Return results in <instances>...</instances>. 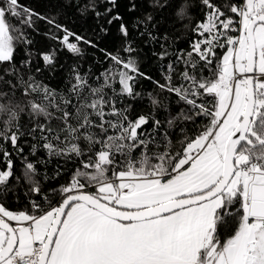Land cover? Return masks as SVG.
I'll return each instance as SVG.
<instances>
[{
    "label": "snow or ice",
    "instance_id": "6c2138e0",
    "mask_svg": "<svg viewBox=\"0 0 264 264\" xmlns=\"http://www.w3.org/2000/svg\"><path fill=\"white\" fill-rule=\"evenodd\" d=\"M106 2L115 7L117 0ZM201 3L207 11L194 29L200 39L186 57H177L185 66L180 83H172L173 64L167 66L166 83L156 82L191 106L195 116L209 119L198 135L186 138L181 151L173 154L167 142L164 150L151 152L155 133L144 131L149 118L132 120L127 109L116 107L119 96L138 95V77L152 79L132 58L125 61L100 49L114 68L96 87L86 74L74 71L70 92L76 99L62 98L63 108L53 104L54 90L23 81L25 95L41 93L45 101H31V113L64 125L57 130L37 124L28 135L39 132L40 147L50 157H79L81 167L67 185L52 190L60 199L55 206L48 201L47 210L35 201L30 211H13L0 202V264H264V0H237L224 9L214 0ZM135 9L132 3L129 10ZM105 11L111 14L113 8ZM177 14L183 16L184 8ZM9 17L33 30L35 20H41L63 31L62 37L50 38L72 54H82L81 42L98 47L20 0H0V62L14 60L16 42L31 44ZM113 21L123 17L117 13L108 23ZM119 30L125 37L129 34L123 22ZM220 49L224 51L218 54ZM124 51L131 54L135 49L129 45ZM41 56L46 65L54 63V52ZM85 89L93 97L90 102L80 99ZM206 98L213 101L210 106ZM151 102L158 104L155 98ZM0 112L8 113L7 124L18 116L14 107L4 104ZM152 123L155 130L161 127L159 120ZM8 132L0 133V141L23 152L18 143L22 134L10 128ZM79 140L86 142V160ZM36 148L33 145V152ZM2 155L11 154L3 149ZM6 165L0 169L3 187L13 176L10 158ZM26 169L31 191L40 194L39 184L32 181L35 165L28 162ZM236 204L238 228L222 242L219 229L233 216Z\"/></svg>",
    "mask_w": 264,
    "mask_h": 264
},
{
    "label": "trees",
    "instance_id": "16d2710c",
    "mask_svg": "<svg viewBox=\"0 0 264 264\" xmlns=\"http://www.w3.org/2000/svg\"><path fill=\"white\" fill-rule=\"evenodd\" d=\"M214 2L224 9L237 0H214ZM20 3L44 16L55 18L57 23L84 37L85 40L93 41L98 47L81 42L78 46L82 54H72L57 39L50 38L62 37L63 31L35 18H33L35 20L33 30L23 27L19 20L9 17V23L22 28L31 40V44L16 42L14 60L0 62V104L12 106L18 112L17 119L10 124H7L8 113L0 112V133L10 135L8 128L11 132L19 131L22 134L18 142L19 148L23 149V152H20L10 143L0 141V169L6 168L8 158L13 161L12 178L6 187L0 186V202L8 209L30 211L33 201L40 204L44 210L50 206L48 201L55 206L60 197L53 196L52 190L67 185L75 171L81 167L79 157H50L47 151L40 147L42 141L39 140V132L28 135L37 124H47L57 130L64 125L61 120H48L43 115L37 116L31 113L29 107L31 101L39 103L45 101L41 93L25 95L23 81H34L54 90L56 96L53 104H60L63 108L62 98H72L74 102L76 99L70 92L75 83L74 71L82 75L86 74L88 83L96 87L103 83L104 73L114 68V62L106 57L105 52L100 51L104 49L107 53L118 55L125 61L129 58L134 59L140 71L152 78L149 80L138 77L134 85V91L138 95L119 96L116 105L118 108L127 109V114L132 120L140 115L149 118L144 131L155 133V143L151 146V152L164 150L167 142H170L169 150L173 154L181 151L186 138L195 137L209 124L208 118L195 116V110L191 106L179 100L175 94L162 91L156 83L157 81L159 84L166 83L165 76L169 64H173L175 68L172 83H180V73L184 71L185 66L182 60H177V57L182 55L186 57L191 51V44L200 39L194 29L199 21L204 20L207 11L201 0H117L115 7L106 0H20ZM132 3L136 4L135 11L129 10ZM107 8H113L111 14L106 13ZM182 8L184 15L180 16L177 13ZM97 12L101 14L99 17L96 15ZM117 13L123 17V21H113L109 24L108 20ZM149 16L152 17L151 21L147 20ZM121 22L128 26L129 34L126 37L120 33ZM129 45L135 49L131 54L124 51ZM223 51V49L218 50V54ZM50 52H54L55 60L52 65H46L41 54ZM162 54H165L163 58ZM29 59L30 65H25L23 62ZM204 74L208 75L207 71ZM114 87L119 93L121 85L116 82ZM106 92L109 96L113 95L111 89H106ZM153 98L158 101L157 105L152 104ZM80 99L82 102H90L93 97L88 89H85ZM206 99L210 106L213 101L210 98ZM58 115L59 112L53 111V116ZM153 120L160 121L161 127L158 130L154 129ZM169 121L172 122L171 125ZM91 131L95 132L96 129ZM61 138L63 139V136ZM78 143L86 153L83 157L86 160V142L79 140ZM33 145H37L35 152ZM3 149H7L11 154L10 157L6 158L2 155ZM139 155L140 152L135 153V156L139 157ZM28 162L35 165L36 172L31 174L32 181L39 184L40 194L31 191L32 182L24 175ZM88 190L95 191L91 187ZM45 195L47 200L43 199ZM239 207V204L235 205L233 216L227 217L219 229L222 242L233 235L238 228L239 216L236 215V211Z\"/></svg>",
    "mask_w": 264,
    "mask_h": 264
},
{
    "label": "built area",
    "instance_id": "2783aa9c",
    "mask_svg": "<svg viewBox=\"0 0 264 264\" xmlns=\"http://www.w3.org/2000/svg\"><path fill=\"white\" fill-rule=\"evenodd\" d=\"M238 34H239V33H235L234 35H238ZM59 199H60V198H59ZM58 201H59V200H58ZM58 201H57V202H58Z\"/></svg>",
    "mask_w": 264,
    "mask_h": 264
}]
</instances>
